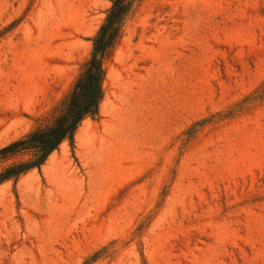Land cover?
Instances as JSON below:
<instances>
[{"label":"rangeland","instance_id":"1","mask_svg":"<svg viewBox=\"0 0 264 264\" xmlns=\"http://www.w3.org/2000/svg\"><path fill=\"white\" fill-rule=\"evenodd\" d=\"M111 4L0 0V149L52 122ZM105 68L98 115L0 184V264H264V0H137Z\"/></svg>","mask_w":264,"mask_h":264},{"label":"trees","instance_id":"2","mask_svg":"<svg viewBox=\"0 0 264 264\" xmlns=\"http://www.w3.org/2000/svg\"><path fill=\"white\" fill-rule=\"evenodd\" d=\"M137 0H112L106 18L93 38V50L84 72L75 82L51 123L0 149V160L25 153L27 162L12 163L0 172V184L41 168L63 142L75 136L81 124L97 116L104 99L105 59L120 42L125 22Z\"/></svg>","mask_w":264,"mask_h":264}]
</instances>
